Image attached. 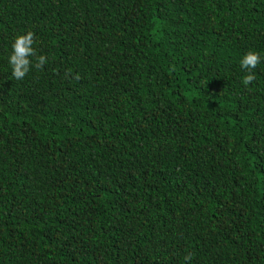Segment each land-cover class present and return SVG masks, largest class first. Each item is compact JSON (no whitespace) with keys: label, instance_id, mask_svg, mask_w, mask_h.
<instances>
[{"label":"trees","instance_id":"trees-1","mask_svg":"<svg viewBox=\"0 0 264 264\" xmlns=\"http://www.w3.org/2000/svg\"><path fill=\"white\" fill-rule=\"evenodd\" d=\"M189 253L264 264V0H0V264Z\"/></svg>","mask_w":264,"mask_h":264},{"label":"clouds","instance_id":"clouds-1","mask_svg":"<svg viewBox=\"0 0 264 264\" xmlns=\"http://www.w3.org/2000/svg\"><path fill=\"white\" fill-rule=\"evenodd\" d=\"M35 43V34L32 31H27L25 34H20L14 38L12 43V53L9 57V64L12 68V76L16 80H22L33 66V61L30 57H35L34 66L38 69H43L48 62L46 55H37L33 47ZM261 62L260 54L254 51L247 52L240 61L243 69L248 71V74L243 78V84L248 86L256 79L252 74V70ZM192 255L189 253L184 257L185 264H190Z\"/></svg>","mask_w":264,"mask_h":264}]
</instances>
